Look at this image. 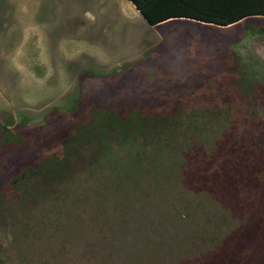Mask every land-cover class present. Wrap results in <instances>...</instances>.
<instances>
[{
  "label": "rangeland",
  "instance_id": "rangeland-1",
  "mask_svg": "<svg viewBox=\"0 0 264 264\" xmlns=\"http://www.w3.org/2000/svg\"><path fill=\"white\" fill-rule=\"evenodd\" d=\"M195 34L222 42L219 70L237 58L264 63V16L225 27L185 18L151 26L127 0H0V127L19 141L51 116L71 121L89 99L107 103L103 89L116 79L113 95L131 112L109 142L146 136L139 103L170 107L160 96L177 95L184 78H195L192 59L207 58L197 59ZM262 96L253 107L258 125ZM141 150L119 149L89 172L82 161L69 197L22 201L18 213L0 215V264H202L237 220L182 186L178 149Z\"/></svg>",
  "mask_w": 264,
  "mask_h": 264
},
{
  "label": "trees",
  "instance_id": "trees-1",
  "mask_svg": "<svg viewBox=\"0 0 264 264\" xmlns=\"http://www.w3.org/2000/svg\"><path fill=\"white\" fill-rule=\"evenodd\" d=\"M127 1L151 26L185 18L225 27L246 17L264 16V0ZM192 38L197 44L196 58H207L198 65L192 59L195 78H184L177 95L169 91L160 96L162 101H173L170 107L139 103L146 136L139 132L132 139L109 142L116 124L128 123L126 115L131 112V107L122 106L123 95H113L116 79L103 89L107 103L91 98L85 111H77L71 121L60 114L51 116L19 141L10 139L8 130L0 127V215L18 213L22 201L69 197V188L85 173L79 167L82 161L89 172L105 165L119 149H178L182 186L205 193L238 222L204 256L202 264H264V124H257L253 109L264 94V63L237 58L219 70L214 56L223 50L222 42L216 47L198 34ZM163 65V60L155 63L160 72ZM133 67L123 75H129V81ZM136 80L146 86L145 79Z\"/></svg>",
  "mask_w": 264,
  "mask_h": 264
}]
</instances>
